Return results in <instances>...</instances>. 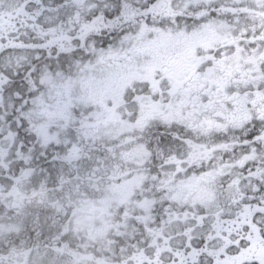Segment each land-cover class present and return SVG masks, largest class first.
I'll use <instances>...</instances> for the list:
<instances>
[{
    "label": "snow or ice",
    "instance_id": "1",
    "mask_svg": "<svg viewBox=\"0 0 264 264\" xmlns=\"http://www.w3.org/2000/svg\"><path fill=\"white\" fill-rule=\"evenodd\" d=\"M0 264H264V0H0Z\"/></svg>",
    "mask_w": 264,
    "mask_h": 264
}]
</instances>
